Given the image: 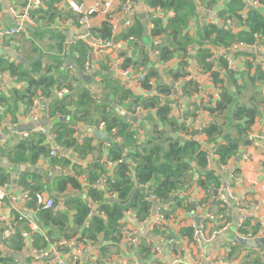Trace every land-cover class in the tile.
I'll return each instance as SVG.
<instances>
[{"label": "crops", "instance_id": "obj_1", "mask_svg": "<svg viewBox=\"0 0 264 264\" xmlns=\"http://www.w3.org/2000/svg\"><path fill=\"white\" fill-rule=\"evenodd\" d=\"M25 1L26 0H0V25H15L16 23L10 17L8 9L14 6L20 11L23 9ZM79 1H84L87 6H91L95 2H107L109 6H107L104 11L95 12L90 17L88 28L78 22H76L75 25L70 24L67 21V17L61 20L52 17L51 19H47V16H45L39 22L37 20L36 26L31 28H36L38 33L29 34L30 36L27 31L25 33V38L31 41L39 51L33 55L32 58H39L41 55L42 59L40 61L44 65L47 61L48 52H56V47L54 45L59 42V38L61 37L62 40L64 39V44L62 41V45H64L63 47L66 50L73 45L69 43L71 39L79 34L87 33L95 40L99 39L95 36L94 31L101 26L102 22L107 21L110 24L111 30L115 28L116 32L113 39L115 42L120 43L121 47L108 49L105 52H97L91 46V41L88 40L89 43H86L89 45L90 49L83 62V72L92 77L90 83L95 89L94 91L97 98L103 95L102 99L107 101L109 96V99L112 100V104L119 108L121 111L120 114L123 117L124 114L139 116L140 113L144 115L146 112L154 115V111L152 110H143L137 114H131L128 110L135 106V104L132 103L131 97H147L151 95L152 89L158 84L171 85L172 93L169 95L164 94L165 96L161 98L162 101H168L169 105H171V114L176 118L178 117V121L181 120L179 117L180 114L185 109L190 108L191 103L195 102L207 106L208 103L213 105L218 99V88L216 89L207 73L200 71L193 58L189 61L188 67L190 68L193 78L198 82L200 90L190 96H186L183 95L185 78L182 77L172 81V78L167 74L169 70H174L177 67L179 61L177 57L166 62H160L153 53V42L148 36L151 23L150 20L152 18H159L165 24L169 17L174 16L173 10L162 9L159 6L161 10L156 11L153 9L154 7L148 6L146 0H130V10L127 12H124L121 8L125 0ZM189 1L193 9L192 11H188L187 26L184 32H187L189 36L194 39L197 38L198 40L200 31L208 23L214 22L215 15H224L225 12L228 11L231 0ZM241 1L244 6L239 8L237 13L243 17H245L249 10H256L264 16V0H254L256 4L251 3L250 0ZM61 2H65V0H55V5ZM210 9L212 10L208 12ZM62 10L65 11L66 9L63 8ZM225 19H230L232 23L236 25V20H232L230 17L221 18L219 25H222L221 21ZM129 29H132L133 33L126 37H121V35H125ZM240 30L241 25L237 24L235 26V31ZM129 36H133L134 39L128 40L125 44H122L121 41H124ZM201 46H203V44ZM197 47L195 48L194 45L193 50H191L192 54ZM22 49L23 47L20 41L10 37L4 38L0 41V58L8 62L21 63L24 67H27L28 62L24 56L25 52L22 51ZM239 49L249 55L241 54L234 56L233 53L230 52L228 63L230 68L233 69V78L236 79V83L238 82L241 88L239 101L248 103V94H251L252 91L258 94L264 93V82L254 81L249 77L248 73L249 71L252 76L255 71V67L248 68V65L259 63L264 60V47L255 45L254 47L244 46ZM218 50L220 51L219 55H223L225 52L222 47H218ZM64 53L61 54L64 56L60 57V60H63L62 67L64 71L71 72V70H73L77 74L74 67L79 66L75 62L74 55L67 56ZM86 62L91 66L89 72L85 70L84 65ZM125 69L129 70L127 75L122 74V71ZM140 72L146 74H148V72L155 73L156 76L153 78L151 77L154 87H144L143 84L139 82L138 74ZM227 75L228 73H226L224 78L226 81ZM78 83L83 87L87 85V81L82 78ZM25 86V82L21 83L15 81L6 72H0V92L4 91L2 94H7V92L11 91L13 88L24 90ZM123 90L128 91V96L125 98L121 97V103H119V96L123 93ZM230 91H235V86L233 84H230ZM64 93H66V91H56L57 96L60 97ZM106 94L107 96H105ZM47 100L48 99L40 102V106L43 107V105L47 103ZM32 101L33 100L26 104L23 102L18 103V110L16 111H13L10 107L0 105V149H4L6 152V155L1 158L0 166L9 177L8 187L10 192V197L6 199L5 202L0 203V249L2 251V256L6 255L10 257L13 264H48L42 259H39L33 250L49 247L55 248L68 264H87L89 262H95L96 264H230L234 261L247 264L246 262H248L249 259L256 256H261L263 259L262 264H264V257L261 251L233 243L235 235L244 237L264 236V141H260L258 145H252L251 143L247 146L242 145L234 159L227 166H219L224 173V177L222 178L220 176V184L218 186L214 187L215 185H213L210 189H204L198 184H192L189 190L188 203L186 200L183 206L176 204L168 205L172 197L168 198L170 200L167 203L163 201L164 211L160 210V213L164 215L166 222L157 221L155 219L154 213L158 205L155 207L153 203L150 217L143 220L138 218L133 210H125L121 219L122 231L123 229H129L132 232V236L136 238V242L123 243L121 240L117 246L113 247L110 253L103 256L99 252V247L103 243L102 238L96 241H89L88 244L76 243L77 238L81 236L82 231L86 227L76 226L75 214L73 212L68 211L66 213L67 222L62 228H50L43 220L37 218V214L39 213L38 206L33 208L28 205L27 201H21V194L27 189L24 188L18 180L22 174H25L23 177L25 182L32 183L35 181L40 183L43 189L40 192L55 200L54 203L57 207L50 210L52 212L62 210L65 208L63 203L65 196L75 195L76 192L75 189L70 186L67 187L65 192H59L57 187L58 178L65 174L75 175V170H77L79 173V181L83 185L82 188L86 187V179L83 175L85 165L92 163L98 157H102V160L106 161L107 154L105 149H107L111 143L106 144L93 138L96 150L83 158L79 157V155L71 149L61 148L56 142V136H52L54 133L52 130L53 118L48 119L43 116L44 118L40 120H45L46 124L42 125H40L39 122L36 123L29 120L28 111L32 108ZM98 104L97 102L96 105ZM108 106L107 110L111 109ZM91 111L94 113L92 119H95L97 112L94 108H92ZM59 116H61L62 120H69V116L60 114L57 117ZM212 117L213 116H211L208 111L202 110L198 112L196 117L190 120L189 126L194 129V139H202L200 136V129L211 121ZM142 118L143 117H138L136 122L127 119L131 122L135 130H139V135L142 138H146L152 131L153 123L150 121L144 122ZM72 127L75 130L74 137L88 129L92 131L94 128V126L87 125L83 121L74 122ZM35 128L46 129L48 133L43 135L40 131H37L32 132L31 135L24 140L18 139V131H32V129L35 130ZM263 131L264 107L261 108V114L257 116L255 124L249 134L258 136ZM54 135L56 134L54 133ZM39 140H41V142H39ZM24 141L28 142V149L26 147L25 149L16 148L18 144ZM36 145L43 147L46 151L45 154L37 155L34 150ZM100 145L102 149H104L102 153H99L97 150V147ZM202 146L210 152L209 156L213 159L211 155L213 152V144L205 140ZM31 148H33V151ZM52 148L57 151V155H50V150ZM245 154L248 155V158L244 157ZM54 157H61L65 160H69V163L66 164V166L60 163L53 164L51 163V159ZM8 164L21 165L23 171L13 170L8 167ZM115 165L116 163L114 162L109 165L106 161V163H104V176L106 175V177L113 180ZM211 165L212 161L209 162V168ZM230 172H235L237 178H231L229 175ZM131 174L132 176L134 175L133 167L131 169ZM195 176L196 174H194L193 178H196ZM104 181L105 179H100L95 182V186L98 190L105 189ZM83 193V196L86 197L85 191H83ZM106 195L112 197L115 194L106 192ZM182 195L183 194H181V196ZM150 200H152L151 197ZM111 201H119L124 204L127 202V199L118 200L113 196ZM231 201L235 202V207L231 206ZM240 208L244 209V212L249 215V218L242 227L238 228L239 217L242 213L239 210ZM95 213V210L90 209L87 213V217H91ZM21 214L25 215L26 219L24 218L18 221L17 217ZM165 214L169 215L165 216ZM206 215H210L212 218L206 217ZM223 216L224 218H222ZM168 221L169 224L167 223ZM226 222L228 225L225 224ZM9 223L13 224L14 232L10 233L7 230L6 224ZM31 223L35 224L37 228L32 229ZM85 223L87 222L85 221ZM155 225H159L158 231L153 232V227ZM198 227L201 229L202 235L199 241H195L193 239V234ZM71 230H76L77 234L68 239L67 234L70 233ZM240 230L243 232L241 233ZM160 231L164 232L161 233ZM214 231H216L215 234H213ZM50 232L51 235H49ZM14 238L20 240L22 244L21 248H10L9 245L12 243L10 239ZM43 240L45 244H43ZM147 240H151V247H149L148 252L145 253L142 252L141 246L144 243L146 244ZM14 255H19V257H15Z\"/></svg>", "mask_w": 264, "mask_h": 264}, {"label": "trees", "instance_id": "obj_2", "mask_svg": "<svg viewBox=\"0 0 264 264\" xmlns=\"http://www.w3.org/2000/svg\"><path fill=\"white\" fill-rule=\"evenodd\" d=\"M146 2L148 6H160L162 9H170L174 12V16L169 17L165 24L159 18H152L150 21L153 23V27L148 31V36L157 41L153 47L157 51L155 54L157 60L166 62L174 57L179 60L177 67L167 73L172 81L187 74L185 67L189 66V61L193 58L200 71L207 73L216 89L218 88V99L213 105L210 103L207 106L195 102L191 103L190 108L185 109L180 114V121L177 120L178 117L172 116V107L168 101H162L161 98L172 93L170 84H158L155 93L147 97H131L135 106H140L142 110L154 111V115L146 112L142 116L144 122L153 123L152 131L146 138H142L138 133L139 130H135L131 122L120 114L121 111L112 104L109 96L107 101L102 99L103 95L92 98L89 94V91L94 89L91 83L87 82V85L83 87L78 83L81 78L73 70L71 72L64 71L63 60H60V57L64 56L61 55L64 52L67 56L74 55L76 64L83 71V62L90 49L86 42L79 41L71 45L67 51L62 45L64 39L59 38V42L54 45L56 52H48L47 61L43 65L40 61L41 55L39 58H32L39 51L31 41L25 38V33H22L10 38L20 41L23 47L22 51L25 52L24 56L28 62L27 67L21 63L8 62L0 58V72H6L13 80L26 84L24 90L13 88L7 94H2L0 105L16 111L18 110V103H30L38 93L45 96L48 99L47 103L43 105L46 118H53L52 130L56 134V142L61 148L71 149L81 158L96 150L92 136L84 139L82 143L77 142L74 137L75 130L72 127L74 122L83 121L87 125L94 126V128L102 126L103 130L110 135L112 142L105 149V152L107 154L106 161L116 163L113 170V180L106 175L104 176V163L106 161L102 160V157H98L92 163L85 165L83 169L86 187L82 188L83 185L79 181L77 170H75V175L65 174L58 178L59 192H65L68 186L74 188L76 192L75 195L65 196L64 209L52 212L50 209L38 207L39 213L37 214V218L43 220L50 228H62L67 222L66 213L68 211L73 212L76 226L86 227L81 236L77 238L76 243L88 244L89 241L102 238L103 243L99 247V252L103 256L110 253L113 247L117 246L123 239L121 219L125 210H133L138 218L143 220L150 217L153 208L151 196L160 201L159 208L164 211L163 201L170 197L172 198L168 205L183 206L186 200L188 203L189 190L192 184H198L204 189H210L213 185H215L214 187L218 186L220 174L215 169L208 168L210 152L202 145L205 140L212 143L213 152L211 155H214L212 163L217 164L218 167L227 166L242 145L247 146L251 143L248 135L257 116L261 114V108L264 107V93L258 94L252 91L251 94H248V103L239 101L241 88L238 82L236 83V79L233 78V69L230 68L227 60L230 46L238 42L248 47H252L254 44L264 47V16L260 12L249 10L243 17L237 13V10L244 6L242 1L231 0L228 11L224 15L218 14V16L220 20L228 17L236 20L235 24L241 25V30L235 31L236 25L233 23L231 29L227 28L226 19L221 21L222 25L217 22H210L200 31L197 40V38L194 39L187 32H184L187 26L188 11L193 9L189 0H146ZM34 16L39 22L45 16L47 19L52 17L64 20L66 17H75V14L70 10H59L55 5V0H44V9L37 11ZM27 32L28 35L37 34L38 30L28 27ZM110 32V24L104 21L94 31V34L98 38L109 39L111 37ZM131 33L133 31L129 29L121 37H126ZM202 44L203 46H201ZM194 45L195 48L199 46L192 54L191 50H193ZM210 47H222L225 50L224 54L219 55L216 59V68L206 61L210 54ZM232 53L234 56L249 55L240 49ZM263 64L264 60L248 65V68L255 67L252 76L248 71L249 77L254 81L264 82V71L261 68ZM226 73H228L227 81L224 79ZM154 76H156L155 73L148 72L142 82L143 86L148 87V79ZM230 84L235 86L234 92L230 91ZM199 90L200 86L193 78L185 81L183 95L190 96ZM56 91H66V93L60 97L57 96ZM127 96L128 91L123 90L119 96V103H121V97ZM97 102L98 105H96ZM107 106L111 109L107 110ZM92 108L97 112L95 119H92V115H94L91 111ZM134 108H130L128 112L133 113ZM202 110L208 111L213 117L211 121L201 127L200 136L202 139L196 140L193 136L194 129L186 125L185 120H192ZM60 114L69 116V120L65 121L61 119V116L57 117ZM25 147L28 149L27 141L21 142L16 148L25 149ZM100 147L101 145L97 147V150L102 153L104 149L101 147L100 150ZM31 149L33 151V148ZM34 150L37 155L46 152L43 147L38 145ZM5 155L4 149H0V163L1 158ZM51 163H60L66 166L69 160L54 157L51 159ZM132 167L134 169L133 176L131 174ZM201 169L205 170L201 171ZM194 174H196V178H193ZM24 176L25 174H22L18 180L24 188L32 193L43 190L42 185L38 182H25ZM8 179V175L0 166V184L8 183ZM100 179H105L104 190H98L95 186V182ZM83 191H85L86 197L83 196ZM106 192L115 194L113 196L118 200L127 199V202L122 204L119 201H111L113 196L108 197ZM181 194L183 195L181 196ZM27 202L33 208L37 206L33 199H29ZM90 209L95 210L96 213L87 217ZM168 215L165 214V216ZM158 227L159 225H155L153 232L158 231ZM240 232L243 231L240 230ZM70 233L67 234L68 239L77 234L76 230H71ZM10 240H12L9 245L10 248H21L22 244L19 239ZM150 241L147 240V243L141 246L142 252H148V248L151 247ZM43 244H45L44 240ZM246 263L262 264L263 259L261 256H256ZM0 264H13L10 257L2 256L1 249Z\"/></svg>", "mask_w": 264, "mask_h": 264}, {"label": "built area", "instance_id": "obj_3", "mask_svg": "<svg viewBox=\"0 0 264 264\" xmlns=\"http://www.w3.org/2000/svg\"><path fill=\"white\" fill-rule=\"evenodd\" d=\"M251 3L256 4V2L254 0H250ZM109 6V3L104 2V3H99V2H95L94 4H92L91 6H87L85 4L84 1H79V0H65V2H61L60 4H56V7L59 10H62L63 8H65L66 10H70L73 14H75V17H67V21L72 24L75 25L76 22L81 23L83 25H85L87 28L89 27V22H90V17L98 11H104V9ZM130 6H131V2L130 0H125L124 3L122 4L121 8L124 12H127L130 10ZM42 8H44V0H26L25 4L23 6L22 10H17L16 7L11 6L9 7V15L10 17L13 19V21L16 23L15 25L12 26H1L0 25V41L3 40L4 38L7 37H15L18 36L22 33H26L27 28L28 27H35L37 24V20L36 17L34 16L35 12L41 10ZM156 11H160L161 8L159 6H156L153 8ZM212 9H210L208 12H210ZM63 11V10H62ZM152 11V9H151ZM0 17H1V10H0ZM214 22L219 23L220 19L218 14L215 15L214 18ZM226 23V27L227 28H232V21L230 19L225 20ZM153 27V24L150 23V29ZM115 28H112L111 30V37L109 39H96L95 42H91V46L93 47V49L97 52H105L108 49H112L115 47H121L120 43H117L114 41L113 36L115 35ZM88 34L84 33V34H79L77 36H74L71 41L69 42L70 44H75L79 41H84V42H88L87 39ZM256 36V34H255ZM134 39L133 36H129L127 39H125L124 41H121L122 44H125L128 40H132ZM153 42V47L154 45H156L157 41L156 39H151ZM89 43V42H88ZM256 44L252 45V47H254ZM246 46L245 44L238 42L232 46H230V52H233L241 47ZM153 53L156 54L157 51L156 49L153 48ZM220 54V51L218 50V48H214V47H210V54L208 55V57L206 58V61L210 64H212V66L214 68H216L215 66V61L218 58ZM230 59V57H227V60ZM85 70L87 72H89L91 66L89 65L88 62L85 63ZM262 70L264 71V64L261 66ZM187 74L184 76L185 81H188L190 79H193V76L190 72V68L187 66L185 67ZM129 73V70L125 69L124 71H122V74L127 75ZM146 73H142L140 72L138 74V79L139 82H143V80L145 79ZM148 87L152 86L154 87V83H153V79L150 78L148 79L147 82ZM156 87L155 86L154 89H152V93H155L156 91ZM3 92H0V95H2ZM89 94L92 98H95V96H97L95 94L94 89L89 91ZM164 97V96H163ZM46 98L45 96H42L40 93H38V95L33 99L32 101V108L31 110L28 111V115H29V120L33 121V122H39L41 118H44L43 116L46 117L44 108L40 106V102L45 101ZM140 111H143L142 108L140 106H135L134 108V112L131 114H137ZM190 120L186 119L185 120V124L189 125ZM34 129V128H33ZM25 130V131H18L17 132V137L19 140H24L26 138H28L32 132H37L40 131L41 134H46L48 133V131L46 129L40 128L37 129L35 128V130ZM100 129L103 130V127L100 126ZM52 136H55L54 133L52 134ZM91 136V130L88 129L84 132H81L79 135L77 134V136L75 137L78 143H82L84 141V139H86L87 137ZM249 140L251 142L252 145H258L260 143V141H264V131L262 133H260V135L258 136H252L249 134ZM118 139V138H117ZM119 140V139H118ZM57 151L52 148L50 150V155L51 156H55L57 155ZM214 157V155H212ZM245 158H248V155L245 154L244 155ZM209 158V156H208ZM210 161H212V159L210 158ZM114 161H109L108 164L111 165ZM119 162H121L119 160ZM115 163V162H114ZM231 178L236 179L237 178V174L235 172H230L229 173ZM10 197V192H9V187H8V183H3L0 184V203L5 202L6 199H8ZM29 199H33L36 203V205L41 208V209H55L57 206L54 203V200L49 197V196H45L44 194H42L40 191L39 192H30L29 190H24L21 194V201L22 202H26ZM151 199L153 201H155L156 203H158V207L155 209V213H154V217L157 221H164L166 222V219L164 217L163 214L160 213V201L155 198L154 196H151ZM242 213L239 217V222H238V228L242 227L245 223V221L249 218V215L247 213L244 212L243 208L239 209ZM206 217L212 218V216L210 215H206ZM26 219L25 215L21 214L17 217V220L20 221L22 219ZM169 223V221L167 222ZM227 224V222L225 223ZM228 225V224H227ZM32 229H36V225L32 224ZM7 230L11 233L14 232V227L12 223L6 224ZM123 233V239L122 242H132L135 243L136 242V238L134 236H132V232L129 229H123L122 231ZM216 231L213 232V234H215ZM264 233V232H263ZM201 229L198 227L193 234V239L195 241H199V238L201 237ZM33 252L36 254V256L39 259H42L43 261H45L48 264H68L64 257L61 256L58 251L53 248V247H49V248H42V249H34ZM222 263V262H219ZM87 264H96L95 262H89ZM230 264H242L239 263L238 261H234Z\"/></svg>", "mask_w": 264, "mask_h": 264}, {"label": "water", "instance_id": "obj_4", "mask_svg": "<svg viewBox=\"0 0 264 264\" xmlns=\"http://www.w3.org/2000/svg\"><path fill=\"white\" fill-rule=\"evenodd\" d=\"M87 39L90 40L93 43L95 42V39L90 34H88ZM74 69L77 72L79 77H81L82 79H84L85 81L90 83L91 78H92L91 76H89L86 73H84L79 67H74ZM142 116H143L142 113H140L139 116H132V115L124 114L125 118H128L129 120L131 119L134 122H136L138 117H142ZM36 123H38V122H36ZM39 124L40 125L46 124V122H45V120H40ZM91 136L94 139L100 140V141H102V142H104L106 144H110L112 142L111 141L112 140L111 137L104 130H102L100 128H93L92 131H91ZM8 167H10L11 169L16 170V171H23V167L21 165H10V164H8ZM210 168L211 169H215L220 174V176L222 178L224 177L223 171L217 166V164L212 163ZM204 170L205 169H201V171H204ZM169 200L170 199H166L164 201V203H167ZM151 201H152V203L154 204L155 207L158 205L155 201H153V200H151ZM231 206L235 207V202L231 201ZM233 243L236 244V245H239V246H244V247L257 249V250L262 252V255L264 257V236L263 237H244V236H241V235H235L234 238H233ZM14 256L15 257H19V255H14Z\"/></svg>", "mask_w": 264, "mask_h": 264}, {"label": "rangeland", "instance_id": "obj_5", "mask_svg": "<svg viewBox=\"0 0 264 264\" xmlns=\"http://www.w3.org/2000/svg\"><path fill=\"white\" fill-rule=\"evenodd\" d=\"M150 45H151V42H150Z\"/></svg>", "mask_w": 264, "mask_h": 264}, {"label": "bare ground", "instance_id": "obj_6", "mask_svg": "<svg viewBox=\"0 0 264 264\" xmlns=\"http://www.w3.org/2000/svg\"><path fill=\"white\" fill-rule=\"evenodd\" d=\"M104 246V245H103Z\"/></svg>", "mask_w": 264, "mask_h": 264}]
</instances>
